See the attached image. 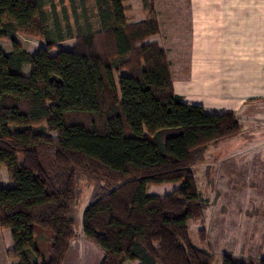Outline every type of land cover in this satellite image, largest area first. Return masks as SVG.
<instances>
[{"label": "trees", "instance_id": "obj_1", "mask_svg": "<svg viewBox=\"0 0 264 264\" xmlns=\"http://www.w3.org/2000/svg\"><path fill=\"white\" fill-rule=\"evenodd\" d=\"M68 1L73 22L63 0H0V38L11 44L0 48V167L11 182L0 187V229H10L13 253L20 264H64L84 176L95 186L81 232L98 264H212L188 237L187 221L205 209L194 167L210 144L238 133L236 114L175 94L167 51L146 41L159 33L150 0H141L150 14L132 23L125 0H93L91 11ZM16 34L42 43L30 53ZM164 183L179 186L148 193ZM38 230L49 233L46 254ZM221 264L254 263L223 255Z\"/></svg>", "mask_w": 264, "mask_h": 264}, {"label": "rangeland", "instance_id": "obj_2", "mask_svg": "<svg viewBox=\"0 0 264 264\" xmlns=\"http://www.w3.org/2000/svg\"><path fill=\"white\" fill-rule=\"evenodd\" d=\"M150 1L152 12L159 23V33L146 41L157 42L167 51L176 93L190 90L187 85H183L182 77L194 54L196 61L201 60L208 65L229 61L219 59L220 54L215 53L214 47L217 44L220 46V39L213 36H205L201 42L198 38L196 50L191 55L190 48L194 39L191 35L190 0ZM56 4L60 13L58 1ZM123 4L126 19L130 23L141 21L150 14L141 0H125ZM69 5L68 0H63L61 7L67 10L68 19L73 22ZM86 5L91 11L93 0H86ZM203 23L208 24L206 20ZM14 40L30 53L36 52L42 43L38 38L24 34H16ZM73 43L72 39H67L60 45L70 50ZM0 48L5 52L10 51V41L0 38ZM28 72V66L24 65L23 73ZM237 120L240 127L238 133L210 144L202 162L194 167L195 184L205 200V209L201 216L187 221L188 237L192 245L208 249L212 255V264H221L223 255L250 258L254 264L264 258V102L246 105L238 113ZM47 134L56 138L54 132ZM10 184L6 170L0 167V187ZM94 186L91 180L79 176L73 226L76 236L70 243L64 264H98L101 260L100 251L81 232L82 213ZM178 186L179 183L150 185L147 191L162 196ZM3 229H0V264H20V258L13 253L11 242H5ZM34 236L40 252L46 254L49 233L38 230ZM124 264L138 262L125 261Z\"/></svg>", "mask_w": 264, "mask_h": 264}, {"label": "crops", "instance_id": "obj_3", "mask_svg": "<svg viewBox=\"0 0 264 264\" xmlns=\"http://www.w3.org/2000/svg\"><path fill=\"white\" fill-rule=\"evenodd\" d=\"M189 5L191 55L198 38L213 36L220 39L215 53L229 61L208 65L194 54L182 77L191 92L176 93L173 82L175 94L185 104L230 110L236 116L246 105L264 102V0H190ZM3 234L13 245L10 230L4 228Z\"/></svg>", "mask_w": 264, "mask_h": 264}]
</instances>
